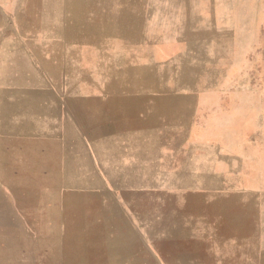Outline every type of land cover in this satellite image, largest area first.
<instances>
[{
	"label": "crops",
	"instance_id": "0c3cea01",
	"mask_svg": "<svg viewBox=\"0 0 264 264\" xmlns=\"http://www.w3.org/2000/svg\"><path fill=\"white\" fill-rule=\"evenodd\" d=\"M194 5L167 2V18L192 10L195 20L231 19L217 11L221 1L210 0L202 13ZM143 15L135 13V19ZM123 19L122 0H0V181L9 179L5 173L31 182L23 194L39 200L31 212L55 198L50 205L82 214L69 225L65 253L71 264H232L237 255L224 253V244L253 246L257 240L251 234L223 236L217 223L190 215L189 200L217 196L221 202L223 192L239 194L222 189V182L237 172L240 160L264 163V128L254 130L262 149L247 138L239 142V113L252 105L236 95L208 104L198 92L141 87L150 76L173 74L180 63L168 39L137 49L143 45L126 37L143 31L128 33ZM185 54L182 61L198 63L200 54ZM128 69L139 70L133 89L125 86ZM222 111L230 113L227 120ZM208 112L216 119L208 120ZM183 180L218 182L220 188H176ZM243 193L254 200L245 220L263 230L264 258V190ZM37 223L30 220L29 228ZM254 251L246 264L254 261Z\"/></svg>",
	"mask_w": 264,
	"mask_h": 264
},
{
	"label": "rangeland",
	"instance_id": "374dc122",
	"mask_svg": "<svg viewBox=\"0 0 264 264\" xmlns=\"http://www.w3.org/2000/svg\"><path fill=\"white\" fill-rule=\"evenodd\" d=\"M174 1L122 0V14L126 13L122 27L126 28L128 33L131 30L137 33L139 30L143 31L142 35H128L127 41L140 42L137 44L143 46L137 49L146 51L147 47L150 48L149 45L156 46L158 38L159 41L168 39L171 44L169 47L177 54L178 63L187 65L180 67L179 64L173 74L165 73L166 76L162 78L155 79L150 76L148 81L140 86L148 91L198 92L206 95L208 104L224 103L221 98L230 94L236 95L240 103L252 105V111L244 115L239 113V142H245L247 138L248 143H259L262 149V139L254 136V130L264 128V0H211L225 4L222 5L223 10L218 8L217 11L229 13L231 19L222 21L195 20L192 18L194 15H191L192 10L190 13L179 10L172 15L173 18L168 19L167 2ZM191 2L195 4L193 7L196 13L207 12L209 9L210 0ZM151 7L155 9L154 12L150 10ZM135 13H143V20H136ZM149 13L152 17L146 18L145 14ZM159 44L163 45L161 42ZM182 50L200 54L198 63H189L187 59L182 61L189 56L185 54L183 57ZM138 71L126 70L125 74L130 77L126 81V88L138 87V80H135ZM141 72L145 76L146 71ZM112 87L122 88V85L114 84ZM222 114L223 120L230 117L227 111H222ZM222 114L218 113L217 117ZM214 119L215 114L208 112V120ZM3 174V177L8 176L9 179L0 181V264H71L69 253H65V249L69 248L72 233L69 225L78 221L82 214L71 207H64L65 205H50L52 203L49 201L55 198H47L45 208L31 212L30 209L33 206L37 208L39 201L38 198L23 195L31 182L16 181L13 174ZM200 184L220 188L218 182L215 185L211 181L198 180L176 181L175 185L176 188L183 189ZM221 188L236 189L239 194L223 192L221 202L217 201V196H209L207 201L202 197L191 196L190 215L200 216V219L208 221L211 225L217 223V230L221 231L223 236L232 232L240 238H246L251 234L257 240L253 246L245 242L236 245L224 244L222 250L224 253L237 255L232 264H246L245 259L255 249L252 264H264L261 252L263 230L251 229L250 220L246 223V209L254 205V200L243 193L251 189L264 190L262 158L255 167L251 162L240 160L237 172L229 175L222 182ZM221 205L227 209L220 213L218 208ZM230 206H236L237 209L231 210ZM219 216H222L221 224L216 222ZM91 217L94 215H87V218ZM32 219L38 220L35 229L29 228V221ZM60 225L63 227L59 228ZM89 231L94 232V229ZM206 247L215 249L214 245ZM65 256L68 257L67 261L62 260Z\"/></svg>",
	"mask_w": 264,
	"mask_h": 264
}]
</instances>
